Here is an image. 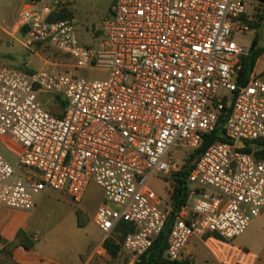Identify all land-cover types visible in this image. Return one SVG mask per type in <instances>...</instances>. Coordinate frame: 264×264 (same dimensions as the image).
I'll return each instance as SVG.
<instances>
[{
    "label": "built area",
    "instance_id": "2783aa9c",
    "mask_svg": "<svg viewBox=\"0 0 264 264\" xmlns=\"http://www.w3.org/2000/svg\"><path fill=\"white\" fill-rule=\"evenodd\" d=\"M62 5L26 1L16 19L25 47L45 43L74 68L107 77L84 81L0 67V147L6 150L3 137L20 147L14 165L0 155V207L30 212L47 189L79 203L92 183L103 195L94 223L105 237L126 223L123 264H138L171 212L149 180L175 177L181 163L171 150L198 149L218 127L225 102L221 129L229 143H210L185 178L186 199L164 258L177 261L192 237L208 247L241 236L264 209V159L240 151L264 140V74L242 77L249 48L233 41L246 29L245 2L113 0L103 37L89 46L61 19ZM42 93L62 105L59 115L44 108ZM16 166L33 173L18 175Z\"/></svg>",
    "mask_w": 264,
    "mask_h": 264
},
{
    "label": "crops",
    "instance_id": "0c3cea01",
    "mask_svg": "<svg viewBox=\"0 0 264 264\" xmlns=\"http://www.w3.org/2000/svg\"><path fill=\"white\" fill-rule=\"evenodd\" d=\"M26 1L0 0V12L3 14L8 10L7 6L13 5L18 9V16ZM111 4L108 6V11ZM17 16L10 26L1 27V30L11 38L18 39L19 36L22 43V33L16 24ZM22 45L25 46L24 41ZM262 56L264 50L250 72L256 76L264 74V71L259 74L256 71L257 63ZM29 174L32 173H25L26 176ZM90 186H95L100 192V197L95 202H90L86 198ZM102 202L101 189L90 183L79 203H74L64 193L47 189L36 197L34 208L30 212L0 207V253L16 240L18 234H21V237H17L19 243L10 251V259L16 264H109L112 262L123 264L126 255L121 252L120 242L112 237L119 224L105 237L94 223V214ZM87 216H90V224L94 223L98 233L89 232ZM250 226L254 231V238L250 241L240 240L237 243L239 245L235 244L234 241L241 239ZM246 231L226 244L216 242V246L224 250L228 260L234 258L230 264H248L250 260L251 264L264 262V209L260 211L258 217L251 220ZM108 240L118 247L115 256H111L105 248ZM24 245L29 248H24ZM206 249L201 240L192 237L175 262L191 263L194 257V264H217V260L214 261L209 257ZM242 249L248 253L241 254ZM5 259L0 254V264H5Z\"/></svg>",
    "mask_w": 264,
    "mask_h": 264
},
{
    "label": "rangeland",
    "instance_id": "374dc122",
    "mask_svg": "<svg viewBox=\"0 0 264 264\" xmlns=\"http://www.w3.org/2000/svg\"><path fill=\"white\" fill-rule=\"evenodd\" d=\"M112 1L113 0H59V2L63 4L61 19L70 22L75 27V34L80 45L89 46L94 42L95 38L103 37L101 24L104 18L109 17L108 6ZM243 1L246 4L245 16L248 24L245 23L246 29L244 31L235 32L233 34V41L241 46L249 48L256 36L257 47L264 50V0ZM7 9L8 10L4 11L3 14L0 12V67L27 73L44 72L49 75H63L71 79L73 78L84 81L103 80L107 77L105 72L95 68L85 70L74 68L68 58L45 43H34L30 47H25L22 45L23 41L21 43L19 36L18 39L7 36L2 32L1 27L5 28L10 26L18 12V9L13 5L7 6ZM249 23L253 24L249 25ZM257 64L256 71L259 74L264 71V56L260 58ZM218 94H223L228 98L231 97V93L225 91H220ZM39 99L43 101V105L45 104L44 108L46 110L52 113H57L59 111V108L55 104H52L50 94L42 93ZM1 144L5 146L6 150L0 147V155L14 165L15 155L20 149L19 145L9 137H3ZM244 145L245 147L252 149L251 144L245 143ZM186 155L187 151L185 149L176 147L170 152V156L181 164L185 162ZM15 170L17 174L21 176L25 173H33L32 170L19 166H16ZM169 185L170 183L161 177H152L149 180L150 188L160 201L164 204H168V206H170L171 196V192H168ZM99 197V190L95 186H90L86 192V198L90 202H95ZM86 219L89 223V232L98 233L94 223H92L93 225L90 224V216H87ZM117 228L112 237L117 239L121 244L123 235L117 232ZM253 238L254 231L252 226H250L244 233L243 237L239 240L237 239L234 243L237 244L240 240L245 239L250 241ZM216 244V242L208 243V247H206L207 249L205 251L208 252L209 257L213 258L214 261L217 260V264H221V262L230 264L234 258L228 260L224 250L221 248L219 249ZM244 245L246 244L244 243ZM218 246L220 247V245ZM225 248L226 247H223V249ZM243 253L246 254L248 252L245 249H242L241 254ZM161 259L165 262H169L164 258V253ZM109 264L115 263L112 262ZM185 264H194V257L191 263ZM248 264H251V260ZM262 264H264V262H262Z\"/></svg>",
    "mask_w": 264,
    "mask_h": 264
},
{
    "label": "trees",
    "instance_id": "16d2710c",
    "mask_svg": "<svg viewBox=\"0 0 264 264\" xmlns=\"http://www.w3.org/2000/svg\"><path fill=\"white\" fill-rule=\"evenodd\" d=\"M243 21L248 24L247 18L244 15ZM253 24V23H252ZM249 23V25H252ZM257 37L253 39L250 47H249V54L247 57L241 59V75L247 76L252 71L255 62L259 55L262 53L261 49H258L257 47ZM62 105H60L59 108H61ZM59 110V109H58ZM48 111V110H47ZM49 113L53 115H59V111L57 113H52L48 111ZM229 112V107L224 102V108L223 110L218 114V127L215 129V131L209 135L206 136L203 139V143L201 146L194 150L189 152L186 155L185 162L181 164L180 171L175 175V177L169 181L170 186L172 187L173 191L170 196V208L171 212L169 213L167 220L164 224V227L160 231V233L154 238L152 241L151 247L140 257V261L138 264H184L180 262H165L161 259L165 249H166V240L167 236L169 234L171 225L173 223L174 215L179 211V208L181 205L184 204L186 195H187V188L185 184V178L191 171L194 163L198 160L200 154L202 151L213 141L219 140L222 142H228L227 139L223 137V131L221 129V125L227 116ZM229 143V142H228ZM255 146V149H250L248 147L242 148L240 151L243 152H253L254 156L258 159H264V140H257L253 143ZM128 231H130L129 226L121 222L118 225L117 232L121 235H125ZM21 234H18V238L21 237ZM12 243H10L6 248L1 251L0 254H2V258H6L5 264H16L10 259V251L11 249L16 246L19 243V239H17ZM24 248L28 249L29 246L24 245ZM105 248L109 252L111 256H115V253L118 250L117 246H114L111 242V240L106 241Z\"/></svg>",
    "mask_w": 264,
    "mask_h": 264
}]
</instances>
